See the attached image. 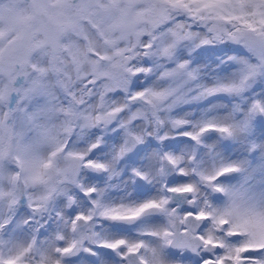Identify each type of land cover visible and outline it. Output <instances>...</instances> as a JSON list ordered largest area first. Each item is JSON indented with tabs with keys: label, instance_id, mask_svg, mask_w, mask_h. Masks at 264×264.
<instances>
[{
	"label": "snow or ice",
	"instance_id": "obj_1",
	"mask_svg": "<svg viewBox=\"0 0 264 264\" xmlns=\"http://www.w3.org/2000/svg\"><path fill=\"white\" fill-rule=\"evenodd\" d=\"M0 264H264V0H0Z\"/></svg>",
	"mask_w": 264,
	"mask_h": 264
}]
</instances>
